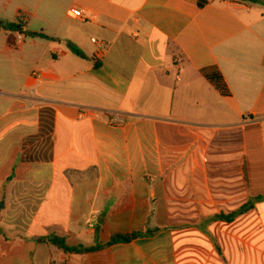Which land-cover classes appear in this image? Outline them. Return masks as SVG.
Instances as JSON below:
<instances>
[{
	"label": "crops",
	"instance_id": "1",
	"mask_svg": "<svg viewBox=\"0 0 264 264\" xmlns=\"http://www.w3.org/2000/svg\"><path fill=\"white\" fill-rule=\"evenodd\" d=\"M258 1L0 0V264H264Z\"/></svg>",
	"mask_w": 264,
	"mask_h": 264
},
{
	"label": "trees",
	"instance_id": "2",
	"mask_svg": "<svg viewBox=\"0 0 264 264\" xmlns=\"http://www.w3.org/2000/svg\"><path fill=\"white\" fill-rule=\"evenodd\" d=\"M242 2H253V3H258V0H240ZM23 26H24V21L22 19H19L17 23L14 22H7V21H3L0 20V28L9 32H20L23 33ZM30 36H35L33 34H29ZM45 37V36H43ZM46 38V37H45ZM69 47L71 48V50L78 54V55H82V53L73 45V44H69ZM207 78L223 93V94H227V89H226V85L224 84L223 78L219 73H215L212 72L210 74L207 75ZM49 111H44L43 114L48 113ZM42 126H48V120L42 115ZM44 129V128H43ZM47 131V130H46ZM45 129L42 130V133H46ZM253 206V203L250 202L248 205H246L240 212L233 214L231 216L228 217H222L224 220L226 221H232L237 215L248 211L249 209H251ZM154 234V232H148V233H134L132 235H116L113 236L110 240V242L104 246V245H100L97 244L95 246L92 247H85L83 245H79L76 247H70L69 245H67L66 243V239L62 238V237H58V236H47V237H41L39 239H37L36 241L41 243V244H47V245H52V246H56L59 249H62L63 251H66L68 253H72V254H86V253H92V252H97L100 251L102 249H104L105 247L108 246H112L114 244L117 243H128L131 242L132 240H135L137 238L143 237V236H148V235H152Z\"/></svg>",
	"mask_w": 264,
	"mask_h": 264
},
{
	"label": "built area",
	"instance_id": "3",
	"mask_svg": "<svg viewBox=\"0 0 264 264\" xmlns=\"http://www.w3.org/2000/svg\"><path fill=\"white\" fill-rule=\"evenodd\" d=\"M73 15H74L73 17H75V18H79V16H80V15H79L78 13H76V12H73ZM23 39H24L23 34L19 32V33H18V40H19V41H23ZM92 41H93V43H96V40H95V39H93Z\"/></svg>",
	"mask_w": 264,
	"mask_h": 264
}]
</instances>
